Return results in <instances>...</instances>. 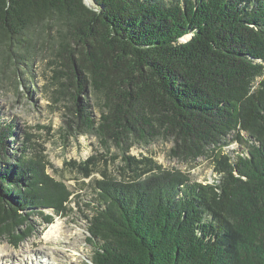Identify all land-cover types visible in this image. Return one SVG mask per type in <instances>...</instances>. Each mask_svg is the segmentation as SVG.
Masks as SVG:
<instances>
[{
	"label": "trees",
	"instance_id": "trees-1",
	"mask_svg": "<svg viewBox=\"0 0 264 264\" xmlns=\"http://www.w3.org/2000/svg\"><path fill=\"white\" fill-rule=\"evenodd\" d=\"M89 1L97 10L0 0V88L43 53L64 134L98 139L104 153L64 161L100 170L91 264H264V0ZM157 140L183 163L208 158L216 181L130 153ZM233 141L245 149L230 156ZM49 167L31 133L0 119V238L16 245L30 217L68 213L74 192Z\"/></svg>",
	"mask_w": 264,
	"mask_h": 264
},
{
	"label": "rangeland",
	"instance_id": "rangeland-1",
	"mask_svg": "<svg viewBox=\"0 0 264 264\" xmlns=\"http://www.w3.org/2000/svg\"><path fill=\"white\" fill-rule=\"evenodd\" d=\"M42 55L38 54L30 66H20L18 82L8 71L0 88V119L14 120L21 139L25 132L31 133L34 140L45 148L52 166L48 172L62 179L74 193L67 205L68 213L53 215L50 224H45L38 216L30 217L31 232L16 245L5 237L0 238V264H91L92 246L87 241L85 214L91 212L87 204L95 195L93 180L100 176V170L84 178L64 166V161H82L92 154L104 152L98 139L92 135L64 134L66 101L54 100L51 71ZM171 144L170 141L157 140L147 146H134L130 153L136 157L151 156L163 167L185 171L199 182L216 181L218 176L208 158L199 157L194 163H183L168 156ZM244 149L235 141L225 147L230 156ZM115 153L116 148L112 146L108 155ZM118 165V160L109 165L108 174L115 175ZM105 168L102 164L98 166L101 170ZM52 223L57 224L60 231L55 238L46 236Z\"/></svg>",
	"mask_w": 264,
	"mask_h": 264
},
{
	"label": "bare ground",
	"instance_id": "bare-ground-1",
	"mask_svg": "<svg viewBox=\"0 0 264 264\" xmlns=\"http://www.w3.org/2000/svg\"><path fill=\"white\" fill-rule=\"evenodd\" d=\"M88 2V1H87ZM59 227L57 224L52 223V225H50L48 231L46 232V236H52L53 238H55L54 236H56L57 234H59ZM58 237V236H57Z\"/></svg>",
	"mask_w": 264,
	"mask_h": 264
},
{
	"label": "water",
	"instance_id": "water-1",
	"mask_svg": "<svg viewBox=\"0 0 264 264\" xmlns=\"http://www.w3.org/2000/svg\"><path fill=\"white\" fill-rule=\"evenodd\" d=\"M88 1V2H87ZM83 2H84V4L87 6V7H89V8H91V9H93V10H97V7L91 2V1H89V0H83ZM190 38V35H185L183 38H182V40H187V39H189Z\"/></svg>",
	"mask_w": 264,
	"mask_h": 264
}]
</instances>
